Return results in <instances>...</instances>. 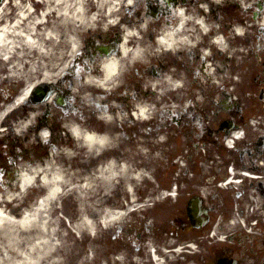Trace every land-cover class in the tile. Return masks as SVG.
Masks as SVG:
<instances>
[{
	"label": "rangeland",
	"instance_id": "374dc122",
	"mask_svg": "<svg viewBox=\"0 0 264 264\" xmlns=\"http://www.w3.org/2000/svg\"><path fill=\"white\" fill-rule=\"evenodd\" d=\"M146 1L147 0H142L138 4L139 9L141 10L139 12L143 17L146 16V12H147ZM178 1L180 2V0ZM92 4L100 5L95 0H92ZM101 4H105V3H101ZM197 4H201V0H193V3H191L190 0H187L186 11L190 12L193 15V12ZM248 4L253 6L252 10H255L253 13L255 12L258 13V17L255 16L252 17L253 13L248 14L249 12L246 13L244 12L245 6H247ZM258 4L262 5L264 4V2L262 0H223L222 4H218V5L215 4L216 6H220L221 8H229L231 11L228 14V16L226 15L223 16V24H224L223 28L225 33L227 31L228 26H231L232 29H234V28H239L238 25L242 24L243 28L245 29L243 30L245 34L248 33V35L255 36L256 31L254 30V27H251L253 26V24H250V21L260 19L259 17L261 15L262 8L259 9L257 7ZM159 5L164 8L167 7L165 2H161L159 3ZM72 14L74 15L73 18L60 17L59 19L60 24L63 22V24L61 25L64 26L65 31H69L73 26H75V23L77 22L78 18L76 17V13L72 12ZM165 17H166L165 15H162L156 21L155 25L152 24V26L154 27L153 30H155V32H153V30L147 27L145 28V30L143 31V33L145 32L146 35L145 39L149 40L148 36L151 34V32H153L152 34L155 35L156 32L159 31L158 28L160 27L161 22L163 23L166 21ZM133 19L136 21L135 17H133ZM147 19L153 20L152 18H147ZM30 26H32V24ZM163 26H165L164 23L161 25V27ZM47 29L49 28H46L43 31L44 33L42 34L39 32L41 31L40 28H38V30L35 31V40H37V42L40 44L39 47H42V49L45 51L43 53H39V51L33 52L32 50L26 51L25 45L23 46V41L21 40V38H19V36L13 37L12 40L14 41V46H15L13 48V51L9 53L8 56L9 58L6 60V62H0V98L10 97L12 102V100L16 97L13 95L17 93H19L20 95L21 92L25 90V89H21V86L23 87L24 82L27 84L25 88H30L32 86H35L36 84L41 83L43 80L45 81L50 80V82H53L55 85H58L59 83L62 82V81L60 82V80L64 75L67 65L70 63L71 58L73 57V54L71 53V49L69 51V44H68L69 40L71 39V36L66 35L64 38L57 36L56 37L57 39L60 38L59 40H64L65 42V43L61 42L57 44L53 42L51 38L50 40H47L46 38L47 34L45 33ZM139 37H140L139 40H142L141 42H145L144 46H145V50H147V56L145 57L143 62L134 63L133 66L134 69L137 65L140 66L139 68H140V74L142 76V82H140V84L137 85L140 79L138 75L136 78L135 70L133 69L132 66L128 74H126L124 81L122 82L129 90L125 89V91L123 92L121 91L122 88H120L118 95L122 97L124 95H128L129 93L130 94L128 95L127 100L118 101L119 104L118 110L121 109V111L119 110V113H117L118 110L116 111V115H118L116 116L117 119L111 123L112 126L116 124H120V126L124 127L126 130L135 127L134 124L127 123L128 120L130 121L129 117L131 116L129 110L133 107V105L135 106L136 104L133 100V95L130 96L131 93L134 94L135 92L134 88H132V85L133 86L137 85L138 86L137 90L139 92L143 90L144 88L143 83L145 84L146 81L148 80V78L146 77V69L149 68V71L151 70L150 76L154 78L152 79V84L154 87L152 89V93L153 92L154 94L156 93L155 94L156 96L155 97L153 95L148 96L152 98V101L155 99V101H158L159 104L163 103V105H165L164 102L165 97L167 92L169 91V90L166 91V88L169 86V84H165L162 81L163 78H167L166 76L169 75V71L167 69L166 63L170 61V58L169 60L167 59L169 56L168 54H166L167 51H165L161 55L158 56L156 55L158 57L157 58L155 57V51L158 50L161 51V49L159 47H156L155 41H153V43H150L149 41L143 38V35L142 36L139 35ZM243 38L244 36L235 37L237 46H241V44L243 43ZM193 51L194 50H191L186 46H184L183 49L184 55L188 57V58L186 57L185 59V65L186 66L188 65V73H187L188 79L186 80L187 85L189 81L192 82L194 85H197L198 82L203 81V78H205L203 74L199 77V81H197L198 79L197 73L194 71L196 63L193 62V59L190 56V53H193ZM6 53H7L6 51L3 50L1 51V54H6ZM222 61L226 62V64H228V66L231 68V64H232L231 62L226 61L224 57L222 58ZM18 63H20L21 70L17 67ZM217 64L221 65L219 62ZM153 66L156 67V72L152 69ZM223 67L224 66L221 65L222 72L221 74L219 73L220 74L219 76L216 71H213V74L216 78L219 77L223 79L227 78V75L223 73L224 72ZM11 69L14 77H12L6 72L7 70L9 72V70ZM48 70L51 76L46 78L45 74L48 72ZM22 75H24L23 78H21ZM27 76L30 81L27 80ZM5 78H8V80L5 81ZM211 78H212L211 75H209L207 79L211 80ZM187 89H188V95H185V98L187 99V101H190V98L188 96L190 95V92L195 91L196 88L189 87ZM208 89H209V93L212 92V95H216L220 93L213 90L214 89L213 87H208L206 90ZM62 91L63 94H67L69 98H72L74 100L72 107L75 110V112H73L72 115H75L83 119L85 123H87L86 121L88 120L90 127H95L93 126V122H94L98 126H105L104 128L106 129V124L104 122H99L98 119L96 118V116L97 117L100 116V114H96L99 109L97 105L95 106H93L92 104L80 105L79 101L74 97H72V96H77V98L79 99H82L84 97V101L86 103H89L87 99L89 98V92H79V90H76V88H74L75 92H70L71 90L69 89V84L62 86ZM91 96L94 95H92L91 93ZM143 97L147 98V96H144V92L141 97L142 102L146 100ZM0 101L1 104L3 100ZM8 106H9L8 104H5L3 106L6 107L4 108V110L3 107L0 106L1 108L0 116H2L3 113L7 112V110L10 108ZM112 106H117V105H112ZM52 110L58 112V114L60 115L64 113H69L65 111L62 107L55 104V102H52L50 106L42 105V107L41 106L35 107V114L31 123L37 122V120H41L45 118V120L48 123L50 122L51 124L54 125ZM156 110H159V106H157V109L156 107H154V108H150L149 110L150 112V115H148V118L150 119L149 122L150 124L154 123V125L151 126L152 130L154 129V127L166 126V122L162 120V118L158 120L160 113L156 112ZM173 110H175V108ZM46 111L50 113L47 114L45 113ZM19 113L20 110L17 111V113L15 112L14 113L15 116L10 118L9 121L10 120L15 121L21 119ZM103 113L106 112L104 111ZM49 116L52 118H50ZM75 119L76 118L70 116L68 117V119L61 121V117L59 116V121L57 124L58 127L56 128V131L59 133L64 129V127H67L68 125H70L71 122H74ZM9 121H7L5 125H7ZM19 121L20 122L18 123V125H20L23 122V120L22 121L19 120ZM12 123L13 125L15 124V122ZM144 123L141 124L143 125L142 131L144 134H146L147 123L146 124ZM29 124L27 123L22 124L23 126H26L25 128H23L24 134ZM89 126L88 124H86L85 126H83V128H86L87 131H91ZM136 126L139 128L137 124ZM14 128L17 132L16 134L13 133L9 127L8 128L4 127L3 130H6L7 135L5 134L0 135V136H4V137H0V141L8 139L14 145H15L14 142H16L17 149L20 151L24 150L26 152H29L31 149L37 147L38 141L33 139L34 137H32L31 139H27V141L25 142L24 139L26 138V136L22 138V135L20 134L18 135V132L20 133L23 129L16 126H14ZM131 135H134L133 131L131 134H126V136H129V138L125 139L126 136H124L123 133L120 131L118 132L117 136L114 137L115 141L113 144L118 146L119 150L121 151V154L126 156L127 160L130 162L132 166L135 167V169L148 164L149 168H143V172L145 175H149V176L151 175V181L156 182L155 191L152 190V192H157L155 198H158L160 202L156 201L155 204L153 202L155 200H153L144 212L140 214L137 213L132 214L123 221L124 222L123 224L122 223L119 224L120 222H118L114 226L106 227L103 221L101 220L100 221L101 229L99 231L97 238L96 239L89 238L87 240L86 239L87 236L85 235V233L84 234L82 232L71 233L70 231V228H72L73 225L76 226L77 223H79L80 217L82 216V212L80 211L81 207H80L79 193L78 194L74 193L72 196V203L74 204V207H76L77 205L78 208V210L72 216V218L68 216L66 217L64 216L63 212L65 211V207L63 205V202L60 200L59 204L57 205V208H59V210L55 213L56 217L59 215L58 217L65 218L64 222L61 221V223H57L56 225L57 234H58L56 238L58 244L57 256L60 258V264H132V261L134 262V264H138L136 263L137 262L136 259H138L139 262V258L135 254V248L138 246H141L142 251L146 250V254H147L146 258L148 262H146L145 264H162L161 262L159 263L158 261L153 260V258H151L149 251H147L146 249V246H148V248L154 247L156 250H158V252H160L161 251L160 248L164 247L162 246L164 245V242L160 240L159 237L148 236L146 233L145 234L147 235V237L146 238L144 237L142 238V240H139V233L145 231L144 230L145 227L154 228L155 229L154 233L155 234L161 233L160 237H163L164 239H167V235L171 231H173L175 236L177 237V239L173 240L172 242L173 245L171 247L168 245L169 243H167L166 247H168V249L177 247L178 250L175 252L172 251L171 255L169 256V261L165 264H175V263L200 264L199 261L197 260L198 258L200 259L201 255L197 256V258H194L193 257L194 253H190V255H188L185 253L184 248H182L183 243H181V241L185 237L192 235L191 231H187V229L186 230L183 229L185 228V226H187V222L185 220V214L182 212V208L184 205H182L181 203V200L184 202L185 196L181 195L180 197L181 200H179L178 202H176V199L173 198V199H169V201L164 203L157 189L158 186L162 184H165L166 187L168 188L169 185H172L173 187L176 188L174 184L173 176H171V174H169L168 172L170 168H191L192 166L196 167L201 164L204 158L198 156L187 157V155L177 154L175 151H173L175 150L174 140L176 137L170 136V138L168 137L166 138L165 134L163 133L160 135L155 134L152 137L150 148H145L140 150L139 152H134L132 150L133 149L132 143L135 140V137H132ZM178 138H180V136ZM71 140H73V138H71L70 136L63 137V135H61V139L57 140L56 143L53 144L51 151H49V155L51 154L53 155L55 151L58 150L59 146L63 144V142L70 141L72 145H75V142ZM11 148H7L0 143V160L9 157L10 155L9 149ZM83 153L84 152H82L80 156H83ZM60 159H64V155H61ZM25 160L16 159L15 160L16 163H19L18 168H14L15 166L13 168H5L6 171L0 174V210H3V208L4 209L7 208L8 205L7 192L13 189V193L10 196H13L14 193L16 194L20 193L19 195L23 196L21 198L19 195L17 196L20 199V201L23 203V205L19 209V212L20 214H22V216H25L26 214L32 215L31 213H36V211L34 210L35 206H33V203L36 202V199L38 196H40V194L45 192V190L42 192L38 191V188L36 189L29 188L26 193L25 189H21L23 180L28 179L27 175H30L29 174L30 167L34 166L35 164L42 165L44 162H47L51 159L49 160H47L46 158L33 159L30 157L29 159L26 158ZM74 161L76 162L77 159H75ZM95 169H100V168H95ZM177 173H180L179 170L177 171ZM86 178H87L86 176H82V179H86ZM36 185L39 186V183H37ZM182 187L185 188V185L182 184ZM143 189L145 194L147 190V186L145 183L141 185V190ZM182 191H185V189H183ZM144 194L143 196H141V192H137L136 199H138L137 197H144ZM127 198H128L127 195L124 196L121 201V204L127 202ZM93 203L96 206L97 200H94ZM166 216H168V222H167L168 226L165 228L166 230L163 231L162 226L166 224ZM69 218L71 219L69 220ZM121 226L124 227L123 231L119 229V227ZM15 228L17 229L18 227L16 226ZM30 229L31 228H29L28 231ZM3 232L4 235L7 234L6 236H9L8 242L5 245L6 247L9 248V250H11V247L15 245L14 243L15 241H13L14 237L13 235L10 236V229L8 227H6V229L0 227V233ZM1 236H3V234ZM20 237L21 240L23 241L24 237H28V236L23 235V233H21ZM2 244H4L3 238L0 239V245ZM2 248L3 250L7 249L5 248V246H2ZM201 252L203 254L204 252L203 249ZM8 257H9L8 255L6 254L4 255V258H8ZM11 257L14 256L11 255ZM10 259L14 260V258H10Z\"/></svg>",
	"mask_w": 264,
	"mask_h": 264
},
{
	"label": "bare ground",
	"instance_id": "6f19581e",
	"mask_svg": "<svg viewBox=\"0 0 264 264\" xmlns=\"http://www.w3.org/2000/svg\"><path fill=\"white\" fill-rule=\"evenodd\" d=\"M95 1L98 4H105H95L94 6L97 13L93 15H90L88 12L87 0H51L49 10L50 13L55 12L59 14L60 17H74L72 12H75L76 17L82 22L75 26L79 31V29L85 28L86 26L100 23V19L103 18L99 15L100 6L107 8L110 12V17L115 18L120 14V11L125 5L131 6L135 2V0ZM209 1L221 3L222 0ZM190 2L193 3V0H190ZM1 11L2 10H0L1 60L2 56L6 59L9 58V53L13 51L15 46L12 39L14 36H19V38H21L23 46L25 45L27 51L45 52L42 47H39L40 44L35 40V32H33L38 28H41L42 31L47 28L46 25L43 24L46 21L45 15L41 16L37 19L38 22L30 26L28 22H30L32 18L31 11L29 9H20L18 14L15 13V18L13 19L14 24L10 25L7 20H4ZM178 13L179 17L175 28L168 27L167 25L161 27L159 38L155 41L156 47H159L161 51H155V57L163 54L165 51H167L166 54L172 53L174 50H178L179 52V50L184 49V46L187 48L196 46L198 48L201 44L206 45V35L208 31H212L209 30L212 24L206 16L205 6L197 4L193 15L181 9ZM140 21H138L139 25L132 24L124 28L123 33L125 40L119 54L104 59L101 63L100 72H98V70L91 71V69H89L91 73L86 75L85 82L89 89L93 86L90 90L93 95L96 93H105L110 86H112L114 90L116 83L122 78L124 72L129 69V65L132 62L144 61L147 56V50H145V46L142 45L141 41L138 40L137 46L133 48L127 46L128 42L139 39L140 37L138 36H141L144 28L147 27L145 19H141ZM25 24H28L26 28L24 27ZM190 25L193 26V30H189L190 32L186 31L187 26ZM45 33L48 36L56 38L59 33V28L57 26H51ZM239 33H242V30H239ZM226 34H228V37L225 38V42H229L232 37V30L230 27ZM77 37H79L78 34L72 33V42L68 43L69 51L71 49L72 54L79 46L76 40ZM212 44L218 51V57L215 56L216 54L213 52V48L211 49V53L205 55V58L213 55L211 66H205L203 69V71L205 70V74L208 70H214L219 74L221 72V65L217 64L216 59L224 55L225 52H230L228 44L223 43L221 40H219L218 43L213 40ZM2 50L7 53L2 55ZM174 64H176L177 67V62ZM17 67L20 69V63L17 64ZM6 72L9 74L8 70ZM10 72L11 76L14 77L12 69ZM176 72V70H170L169 75ZM169 75L166 76L167 78H163V83L169 84V86L175 85L179 87V84H175L173 77ZM211 75L212 77L214 76V74ZM49 76H51V74L48 70L45 77L48 78ZM23 77L24 75L21 76V78ZM7 80L8 78H5V81ZM27 80L30 81L28 76ZM112 81L115 85L112 84ZM26 85L27 84L24 82L23 87H26ZM26 90L27 89L21 93L22 96H25L24 92ZM62 101L64 100L62 99ZM114 108L116 110L118 106L105 109L110 111ZM136 112L139 117H145L150 113L149 109L143 108L141 104L138 105V110H136ZM97 119L99 122H104L106 124L105 134L86 131L79 120L71 122L69 128L71 129V135L73 136L75 145H72L70 141L63 142L62 146H59L58 150L52 155L51 160L44 162L42 165L35 164L30 167V175L28 179L23 180L21 189H25L27 193L30 184L34 185L32 183L33 178H35V182L41 179L45 186L48 185L50 191L47 193V197L41 209H37L36 213H31L32 215L26 214L22 216L19 209L23 203L17 197L20 193H14L13 196H10L13 193V189L7 192L8 205L7 208L0 210V227L5 229L8 227L10 229V236L13 235L15 245L9 250L5 245L8 242L9 236H6L7 234L4 235L5 231L0 233V239L3 238L4 241V244L0 245V264H60V258L57 256L58 244L56 238L58 234L56 225L57 223H61V221L64 222L65 218H60L58 217L59 215L56 217L55 213L59 210L57 205L61 200L66 211L63 212L64 216L72 218L78 210L77 205L74 207L72 203V196L74 193H79L82 216L80 217L79 223L70 228L71 233L82 232L87 236V240L89 238L96 239L101 229V220L106 227L114 226L118 222H120L119 224H123L124 215L116 211V208L119 207L123 197L126 195L134 201L136 200V193L139 191L140 182L148 178L144 174L143 168H149V166L146 164L135 169L127 160L126 156L121 154V152L113 146L114 132L112 131L111 123L114 122L117 117L100 113ZM30 120L31 118L29 116L27 122ZM77 132H79L80 135H77ZM88 136H92L94 140L89 141L87 139ZM100 141L104 142L101 143ZM82 152H84L83 156H80ZM61 155H64V159H60ZM75 159H77L76 162L74 161ZM82 176H86L87 178L82 179ZM44 185L40 186L38 191L42 192L45 188ZM19 196L20 198L23 197L21 195ZM94 200H97L96 206L93 203ZM71 218H69V220ZM16 226L18 227L17 229L15 228ZM29 228L31 229L28 231ZM19 232L20 234L23 233V235H27L29 238L24 237L22 241ZM2 234L3 236H1ZM2 246H5L7 249L3 250ZM5 254L10 258H14V260L9 257L4 258ZM11 255L14 257H11ZM136 260V263H139L138 259ZM132 264H134L133 261Z\"/></svg>",
	"mask_w": 264,
	"mask_h": 264
},
{
	"label": "flooded vegetation",
	"instance_id": "af4514ba",
	"mask_svg": "<svg viewBox=\"0 0 264 264\" xmlns=\"http://www.w3.org/2000/svg\"><path fill=\"white\" fill-rule=\"evenodd\" d=\"M95 41L116 43L107 37L94 39L91 33L86 36L87 44ZM88 52L86 46L78 66L86 63ZM248 53V79L245 77L242 82L248 93L241 94L235 87V96L230 95L228 101L189 108L180 94H173L169 106L178 109L172 115L168 112L167 119L175 125H169L167 133L176 139L189 138L191 144L186 141V146L197 155L211 148L221 159L231 158L237 167L220 163L203 168V164L183 172L182 183L187 189L182 195L188 199L197 194L203 205L202 218L207 220L197 230L198 244L202 249H213L217 262L229 258L234 264H264V49L256 52L251 48ZM183 70L184 65L177 62L176 78L181 77ZM235 85L231 81L226 84ZM252 87L256 88V95L250 93ZM151 131L155 133V127ZM139 136L140 131L135 137ZM229 139L230 150L226 148Z\"/></svg>",
	"mask_w": 264,
	"mask_h": 264
},
{
	"label": "snow or ice",
	"instance_id": "6c2138e0",
	"mask_svg": "<svg viewBox=\"0 0 264 264\" xmlns=\"http://www.w3.org/2000/svg\"><path fill=\"white\" fill-rule=\"evenodd\" d=\"M45 135H47V133H45ZM77 135H80V133L77 132ZM87 139H88L89 141H93V140H94V138H93L92 136H88ZM100 142L103 143L104 141H100Z\"/></svg>",
	"mask_w": 264,
	"mask_h": 264
}]
</instances>
